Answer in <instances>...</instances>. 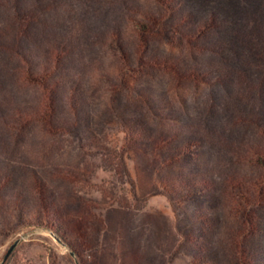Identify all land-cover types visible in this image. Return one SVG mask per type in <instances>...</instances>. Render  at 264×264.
I'll return each mask as SVG.
<instances>
[{"label": "rangeland", "instance_id": "1", "mask_svg": "<svg viewBox=\"0 0 264 264\" xmlns=\"http://www.w3.org/2000/svg\"><path fill=\"white\" fill-rule=\"evenodd\" d=\"M61 1L47 33L34 46L44 52L60 35L68 42L69 52L58 76L64 83L77 77L74 97H84L85 121L82 126L53 124L51 116H58L60 109L67 111L65 90L47 89L53 99H46L40 78L25 73L26 64L18 63L15 53H0V71L7 68L0 75V98L6 104L38 109L47 100L57 102L50 116L32 111L23 129H15L8 116L7 121L0 120V264L18 239L21 242L6 264H53L51 256L56 264H264V203L248 197L252 186L238 180L261 173L264 150H253L252 145L240 148L236 142L243 130V122L237 120L242 112L236 109H254L258 121H264V54L247 64L241 52L228 53L225 61L211 53L212 41L229 32H243L248 23L255 28L254 23L264 21V0H226L230 21L208 23L201 36L181 42H170L165 36V23L173 21L175 5L184 1L199 23L195 6L205 0ZM160 11L155 27L142 28ZM136 41L141 44L132 53ZM152 50L178 63L184 60L177 67L192 76L175 80L157 62L146 72L142 63L131 68L132 54L141 60ZM225 63L230 72L246 73L252 84L243 99L237 100L240 104L216 85L210 72L200 74L190 68L203 71ZM246 64L253 66L245 71ZM129 73L151 100L147 105L129 100L128 116L119 117L125 133L121 131L120 143H116L112 134L119 114L116 94L126 84L118 86L114 80L125 81ZM230 77L231 89L239 88L237 78ZM208 99L211 107H203ZM213 120L221 128L206 126ZM137 122L146 137L166 132L169 140L176 134L182 140L186 130L195 126L206 136L192 137L182 151L177 150L173 170L165 167L153 177L143 174L142 187H138L136 167H143L141 155L132 157L128 151L138 133ZM225 145L232 156L211 167ZM184 177L195 182L198 205L190 211L199 218L185 210L180 217L176 210L173 195L181 182L178 178ZM37 187L45 195L51 193L54 206L46 203L42 220L53 231L33 226L11 232L17 221L15 210L23 218L35 213ZM255 187L264 189V177ZM232 194H239L244 202L240 207L243 221Z\"/></svg>", "mask_w": 264, "mask_h": 264}, {"label": "trees", "instance_id": "2", "mask_svg": "<svg viewBox=\"0 0 264 264\" xmlns=\"http://www.w3.org/2000/svg\"><path fill=\"white\" fill-rule=\"evenodd\" d=\"M212 4H209V1H203L202 3H197L195 6V10L198 14H200L201 18L199 23L195 22L193 11L187 8L186 3L184 1L177 2L175 5L176 13L173 21L165 23L167 32L165 34L166 39L170 42H181L184 40H194L197 37L201 36L203 27L208 25V23H216L220 21L222 23L228 22L232 18V14L229 11V7L226 5V0H211ZM228 1V0H227ZM61 0H0V53H15L17 56V61L20 64L25 65V73L32 74L35 78H40L38 84L41 86V89L45 92L46 99L52 100L53 97L51 94L47 93V89L50 91H60L62 88L65 90L64 92L67 95V111H63L62 109H58L59 113L51 116V122L57 125H69V124H78L82 126V122L84 120L83 113L81 108H84V97L80 98L74 97L75 90V81L77 77H73L74 79H70L71 83L62 82L61 77L58 76L60 74L58 71L60 69L61 62L65 61L66 55L69 52V44L63 38L62 35L55 36L54 42H49L48 46L45 47L44 52H39L35 49V42L38 41L42 35L47 33V26L50 24V20L52 19V14L57 12V7ZM127 3H125V6ZM127 7V6H126ZM235 7V6H234ZM163 10V9H162ZM161 10V11H162ZM161 11L152 14L149 24L142 25L144 29L149 30L150 28L155 27L157 19L161 16ZM198 24V25H197ZM255 28H251V25L248 23L245 25L243 32H229V34L219 40L212 41V49L211 53H217L220 59L226 60L228 53L239 54L241 52L242 62L249 64L248 62L251 60H255L259 54H264V21H257L254 23ZM250 28V30H248ZM141 42L136 41L133 42L132 48L134 51L132 53H136ZM248 52V53H247ZM159 57V59H158ZM221 60V61H222ZM123 59H119L118 62L122 63ZM158 61H161L158 63ZM157 62V65H161L166 69H169L170 75L173 79L177 80L184 76H192L187 72H181L179 68L182 67L181 63H185L184 60H181L180 63L171 60L168 55H158L153 50L146 52L141 56V60H138L137 54H132L130 58L131 68L134 70L137 69L140 63H142L143 67L146 69L143 72L149 70V65H153ZM119 64V63H118ZM117 64V65H118ZM244 68L245 71H248L249 68L253 65H247ZM180 65L178 68L177 66ZM4 66V65H3ZM9 67V65H5ZM19 66V64L17 65ZM188 66V65H187ZM224 65L214 64L212 67H207L205 70L200 71L199 68L190 67L194 69V71L203 74L210 72L214 77V81L216 85L221 88V90L226 94H233V98L235 99V103H239L237 100L243 99L245 95V91H249L248 87L252 84L248 82L245 78L246 73L235 74L234 72H230L229 69ZM137 67V68H136ZM6 67H1L0 75L4 76L6 74ZM179 73V75H177ZM148 73L144 74L147 76ZM63 75V74H62ZM236 77L238 82L240 83L239 88L231 89V84L229 83L231 77ZM235 78V79H236ZM193 79V78H191ZM116 85H125L126 89L122 88V91L116 94V109L119 112L117 117L115 116L116 127L112 131V134L116 141L119 142V137L121 135V131L125 133L124 124L119 120L120 116L127 117L129 112V100L133 101H141L143 103H150L151 95L147 93H142L139 89V85L135 82L134 77L129 73L127 75V79L124 81L123 78H118L114 80ZM235 90V92H233ZM77 96V95H75ZM91 96L94 98V94ZM131 97V98H130ZM45 101L42 107L38 109L27 108L25 105L18 104L20 106H13L12 103H5L3 99L0 98V120L3 122L7 121V116L9 119L14 121L15 129H23L22 126L25 125V120L31 112H40L43 116H50L52 113L56 112V103L51 101ZM56 100V99H55ZM61 100V99H60ZM59 100V101H60ZM77 103H80L77 106ZM61 107L63 103L59 102ZM240 104V103H239ZM212 102L208 99L203 107H211ZM63 108V107H62ZM238 112H242L238 115L237 120H239V124L242 126L241 135L239 134V138L236 141L240 148L248 147L250 145L251 149L256 150H264V121H258L256 116V111L254 109H250L244 106L241 110L236 109ZM245 122V123H244ZM138 123V122H137ZM139 126L137 128L138 133L133 135L135 139L134 143L128 146L129 150L132 153L131 156H140L141 155V166H137V182L136 185L138 187H142L141 179L143 174L146 176L150 174L151 177L157 174L159 170L164 169L165 167L173 170L174 161L178 158L177 150H183L184 144H187L191 141V138H200L201 135L205 138L206 134H202L197 126L191 127L192 132L190 133L188 128L186 130L187 136H179L178 134L174 139H168V133H159L154 138L151 136L146 137L145 133L142 132V126L138 123ZM206 126L216 130L217 126L221 128L217 121L207 122ZM247 131V132H246ZM216 132V131H215ZM143 135V136H142ZM219 133H216L218 136ZM173 141V142H171ZM124 146H122L123 148ZM126 147V146H125ZM231 148L225 145L224 149L221 148L218 152V157L215 156L212 161V166L221 165L225 162L232 153L229 151ZM248 149V148H246ZM263 166H261V173L255 176L245 175L241 179L238 178L239 181L248 183V186H252V192H248V197L250 195L251 198H255L258 203H264V189H256L255 186L258 185L261 178L264 177V162ZM172 166V168H171ZM181 182H179L177 186V190L173 196L176 195V198H173L176 204V210H178L179 216L182 217L181 214L185 213V211H189L193 213L195 218L197 217L194 211H190L192 207H196L198 205L197 200L198 195L195 192V182H190L184 178H178ZM182 183V187L180 186ZM223 183V182H222ZM251 184V185H250ZM37 200L39 201L38 206L36 207L35 213L23 218L20 213V210H15L17 212V221L14 223L11 232L19 231L26 228H34L43 229L53 231V228H49V222H45L42 220V213L47 206L50 204L54 206L51 193H47L46 195L42 193V189L37 187ZM237 200V205L235 208L238 210V216H240L241 221L244 220L243 211L241 210V206L244 205L243 200L240 196L232 194ZM230 199V198H229ZM47 203V204H46ZM205 207L208 209V203L204 202ZM8 227V226H7ZM33 228V229H34ZM59 229V228H58ZM53 264H56L55 257L51 256Z\"/></svg>", "mask_w": 264, "mask_h": 264}, {"label": "water", "instance_id": "3", "mask_svg": "<svg viewBox=\"0 0 264 264\" xmlns=\"http://www.w3.org/2000/svg\"><path fill=\"white\" fill-rule=\"evenodd\" d=\"M20 242H21V239H18V240H16L15 243H13V244L11 245V247H10L9 250L7 251L6 255L4 256V258H3L2 262H1V264H6V263H7V261L9 260V258L12 256V254L14 253V251H15V250L17 249V247L19 246Z\"/></svg>", "mask_w": 264, "mask_h": 264}]
</instances>
